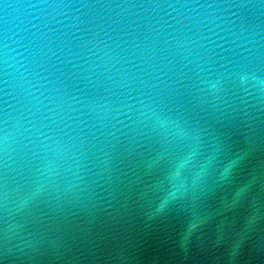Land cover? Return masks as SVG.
I'll return each mask as SVG.
<instances>
[{
    "label": "water",
    "instance_id": "95a60500",
    "mask_svg": "<svg viewBox=\"0 0 264 264\" xmlns=\"http://www.w3.org/2000/svg\"><path fill=\"white\" fill-rule=\"evenodd\" d=\"M0 264H264V0H0Z\"/></svg>",
    "mask_w": 264,
    "mask_h": 264
}]
</instances>
